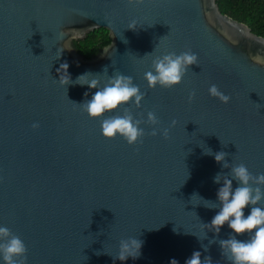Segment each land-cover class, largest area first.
Returning <instances> with one entry per match:
<instances>
[{
    "label": "water",
    "instance_id": "obj_1",
    "mask_svg": "<svg viewBox=\"0 0 264 264\" xmlns=\"http://www.w3.org/2000/svg\"><path fill=\"white\" fill-rule=\"evenodd\" d=\"M98 28L112 43L86 61L73 41ZM185 51L199 65L182 84L150 88L152 61ZM65 63L72 80L105 66L133 77L145 95L131 106L145 121L140 143L102 136L79 105L95 90L64 85ZM149 111L169 139L152 135ZM203 148L264 173V37L218 0H0V225L24 241L27 264H185L197 250L230 264L218 241L231 229L217 235L218 209L193 197L218 203L213 178L230 169ZM129 237L145 241L142 256L114 260Z\"/></svg>",
    "mask_w": 264,
    "mask_h": 264
},
{
    "label": "clouds",
    "instance_id": "obj_2",
    "mask_svg": "<svg viewBox=\"0 0 264 264\" xmlns=\"http://www.w3.org/2000/svg\"><path fill=\"white\" fill-rule=\"evenodd\" d=\"M124 42L127 43V40ZM148 55L151 54L146 56ZM192 65H199V58L192 51L179 54L168 52L152 61V68L145 72L144 79L153 90L157 87L173 89L182 84ZM61 67L64 74H60V81L64 85L75 84L95 90L90 99H87L89 93L86 92L85 101L79 105L83 106L89 118L100 122L103 137L109 140L122 138L130 146L141 142L145 136V128L142 126L145 121L132 113L131 106L143 107L145 95L133 77L121 72H114L109 76L108 66H105L102 74L88 71L72 80L68 73L69 65L65 63ZM104 77L107 78L106 82L102 79ZM208 91L222 103L227 104L231 101V97L214 84ZM194 97L195 92L190 95L189 100ZM147 122L153 126V136L162 135L165 139L170 138L171 128L159 127L160 121L155 112L147 113ZM175 123L176 121H172V126ZM32 127L38 129L39 122H34ZM204 152L205 155L214 156L216 162L222 164L224 168L230 169L228 174L217 173L213 178L214 183L222 184L217 192L218 203L203 200L199 194L193 195L204 201L205 207L218 209L208 224L217 235L225 225L231 229L227 239L218 241L223 255L227 256L230 264H264V173L253 175L244 163L229 164L227 153L223 151L214 153L210 148H206ZM233 181L237 185L235 188ZM245 234L247 238L241 239L240 237H244ZM144 243L145 241L137 237L122 239L118 255L112 257L122 262L129 258L139 259ZM27 252V246L20 236L14 234L8 227L0 225V264H27ZM170 264H179V261L173 258ZM185 264H213V261L210 256L202 259V253L197 250Z\"/></svg>",
    "mask_w": 264,
    "mask_h": 264
},
{
    "label": "trees",
    "instance_id": "obj_3",
    "mask_svg": "<svg viewBox=\"0 0 264 264\" xmlns=\"http://www.w3.org/2000/svg\"><path fill=\"white\" fill-rule=\"evenodd\" d=\"M218 4L223 14L245 23L255 35L264 37V0H218ZM111 43L108 29L98 28L85 39L74 40L73 46L86 61H90Z\"/></svg>",
    "mask_w": 264,
    "mask_h": 264
}]
</instances>
